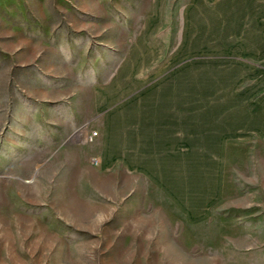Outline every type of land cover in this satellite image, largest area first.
<instances>
[{"label":"rangeland","instance_id":"1","mask_svg":"<svg viewBox=\"0 0 264 264\" xmlns=\"http://www.w3.org/2000/svg\"><path fill=\"white\" fill-rule=\"evenodd\" d=\"M196 2L0 0V264H264V3ZM152 38L175 145L104 169L95 87Z\"/></svg>","mask_w":264,"mask_h":264},{"label":"crops","instance_id":"2","mask_svg":"<svg viewBox=\"0 0 264 264\" xmlns=\"http://www.w3.org/2000/svg\"><path fill=\"white\" fill-rule=\"evenodd\" d=\"M196 1L198 6L193 5L186 12L188 27L193 19H198L201 16V3L200 0ZM149 23L150 28L158 24L157 20H151ZM150 28L143 32V35L138 39V44L142 45L146 41L145 38L146 35L149 34L148 31H151ZM148 44L150 46L146 48L143 47L142 51H138L140 47H136L134 51L131 52L130 57L121 63L118 72L111 77L108 82L95 87L94 92L98 99L95 103L94 113L97 117L101 116L102 135L100 138L99 136L96 138L94 144L100 147V150H96V153L102 160L104 169L113 168L117 162L122 165V160L127 170L136 168L138 165L128 156L132 154H142V146L144 144L151 149L153 144L157 143L160 137L165 141V143H163L165 146L175 145L173 137L175 127L173 126L174 118H172V114L167 111L168 109L166 106L163 110V112H165L163 121L165 126L159 127L158 117L162 111V108H160L162 99L167 100V103H169L172 97L174 98L175 93H179L180 91H177L175 88L171 90L170 88L163 93V91L157 89L158 82L156 79L153 81L154 77L157 75L154 76V74H151L147 77L143 75L145 62L142 58L145 52L149 51L151 55V58L148 60L149 65L162 51L160 50L162 45L160 41L156 42L154 38H152ZM172 64H174V62H171L169 65L172 66ZM150 82L152 83L147 85ZM261 82H264V71L262 72ZM141 87L149 88L144 90L141 94L134 96L135 94H132V91ZM150 95L151 98L155 99L146 102L144 98ZM182 96L185 97L184 91ZM127 100L129 101L126 102ZM144 111L145 113H143ZM143 114L148 116L150 121L148 124L143 126L132 122V117ZM86 124L91 126L92 123L88 120ZM138 148L140 152L137 151ZM131 162L135 166H133Z\"/></svg>","mask_w":264,"mask_h":264},{"label":"built area","instance_id":"3","mask_svg":"<svg viewBox=\"0 0 264 264\" xmlns=\"http://www.w3.org/2000/svg\"><path fill=\"white\" fill-rule=\"evenodd\" d=\"M98 134L96 132H93L91 136L89 137L90 141H92Z\"/></svg>","mask_w":264,"mask_h":264}]
</instances>
